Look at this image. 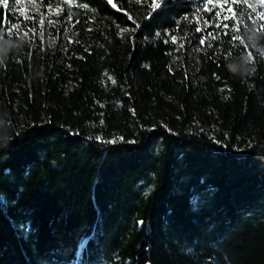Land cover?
Returning <instances> with one entry per match:
<instances>
[{
    "label": "trees",
    "instance_id": "1",
    "mask_svg": "<svg viewBox=\"0 0 264 264\" xmlns=\"http://www.w3.org/2000/svg\"><path fill=\"white\" fill-rule=\"evenodd\" d=\"M198 2L0 3V264H264V6Z\"/></svg>",
    "mask_w": 264,
    "mask_h": 264
},
{
    "label": "rangeland",
    "instance_id": "2",
    "mask_svg": "<svg viewBox=\"0 0 264 264\" xmlns=\"http://www.w3.org/2000/svg\"><path fill=\"white\" fill-rule=\"evenodd\" d=\"M198 8L196 11V21L200 27L206 31L210 30L211 24L217 25L218 21H221L222 18L228 16L229 13V0H213V4H209L208 0H197ZM253 6L263 7L264 0H250ZM219 4H224V9L219 8ZM214 5H216L214 7ZM209 10L206 11L205 8ZM18 12L22 13L25 18H32V14L39 16V28H47L53 24L56 18L59 16L60 9L48 7L43 9L40 4V0H20V7ZM219 12L220 15L217 16L216 13ZM39 33H42V29L39 30ZM21 34L26 36L28 31L21 29Z\"/></svg>",
    "mask_w": 264,
    "mask_h": 264
},
{
    "label": "clouds",
    "instance_id": "3",
    "mask_svg": "<svg viewBox=\"0 0 264 264\" xmlns=\"http://www.w3.org/2000/svg\"><path fill=\"white\" fill-rule=\"evenodd\" d=\"M247 39L250 43H256L255 29H248ZM8 42L0 41V54H3L7 51ZM257 51H260L264 54V47L257 44ZM252 64V60L247 56L246 53L241 54L236 59L230 60L228 63V69L233 74L244 76L250 72V65Z\"/></svg>",
    "mask_w": 264,
    "mask_h": 264
},
{
    "label": "snow or ice",
    "instance_id": "4",
    "mask_svg": "<svg viewBox=\"0 0 264 264\" xmlns=\"http://www.w3.org/2000/svg\"><path fill=\"white\" fill-rule=\"evenodd\" d=\"M109 2H111V0H109ZM0 3H3L4 6L7 7V0H0ZM17 3H18V0H12V7H13V8H16ZM208 3H209V4H213V0H208ZM153 6L156 7V6H158V5H155V4H154ZM215 6H216V5H214V7H215ZM218 6H219L220 9H224V4H219ZM205 10L208 11L209 9L206 7ZM228 11L231 12V9H228ZM245 11H246V10H245ZM216 15L219 16L220 13L217 12ZM228 18H229V17H227V16L224 17V19H228ZM231 18H232L233 20L236 21V23L233 24V26H232V28H231V32H236V31L239 30V26H240V23H241L243 17H242V16H241V17H237L236 14L233 12V13L231 14ZM260 18H261V19H264V13L261 14V17H260ZM216 26H217V27H220L221 25L217 24ZM245 26L247 27V25H245ZM224 27H228V26H227V25H224ZM2 31H3V30L0 29V32H2ZM197 31H200V29H197ZM256 31L260 32L261 34H264V24H261V25L259 26V28L256 29ZM0 39H2V35H0ZM173 42H175V38H174V37H173ZM201 43H203V41H201ZM248 57H249L250 59H252L251 54H249Z\"/></svg>",
    "mask_w": 264,
    "mask_h": 264
}]
</instances>
